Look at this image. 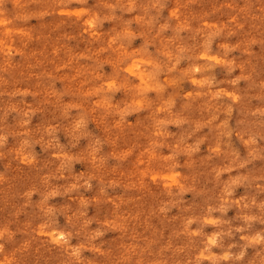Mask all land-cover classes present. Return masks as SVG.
Listing matches in <instances>:
<instances>
[{
    "label": "rangeland",
    "instance_id": "obj_1",
    "mask_svg": "<svg viewBox=\"0 0 264 264\" xmlns=\"http://www.w3.org/2000/svg\"><path fill=\"white\" fill-rule=\"evenodd\" d=\"M0 264H264V0H0Z\"/></svg>",
    "mask_w": 264,
    "mask_h": 264
}]
</instances>
